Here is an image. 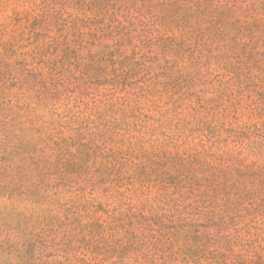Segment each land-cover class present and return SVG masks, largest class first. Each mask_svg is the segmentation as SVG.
Returning <instances> with one entry per match:
<instances>
[{"label": "rangeland", "instance_id": "obj_1", "mask_svg": "<svg viewBox=\"0 0 264 264\" xmlns=\"http://www.w3.org/2000/svg\"><path fill=\"white\" fill-rule=\"evenodd\" d=\"M0 264H264V0H0Z\"/></svg>", "mask_w": 264, "mask_h": 264}]
</instances>
